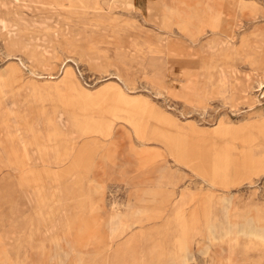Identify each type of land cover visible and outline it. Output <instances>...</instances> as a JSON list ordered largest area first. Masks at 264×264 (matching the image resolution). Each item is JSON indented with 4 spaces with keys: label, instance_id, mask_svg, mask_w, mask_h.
<instances>
[{
    "label": "rangeland",
    "instance_id": "obj_1",
    "mask_svg": "<svg viewBox=\"0 0 264 264\" xmlns=\"http://www.w3.org/2000/svg\"><path fill=\"white\" fill-rule=\"evenodd\" d=\"M67 263L264 264V0H0V264Z\"/></svg>",
    "mask_w": 264,
    "mask_h": 264
},
{
    "label": "bare ground",
    "instance_id": "obj_2",
    "mask_svg": "<svg viewBox=\"0 0 264 264\" xmlns=\"http://www.w3.org/2000/svg\"><path fill=\"white\" fill-rule=\"evenodd\" d=\"M157 2V1H156ZM117 4V3H116ZM181 4V3H180ZM180 6V5H179ZM127 7V6H126ZM169 7V6H168ZM94 13V12H93ZM188 14V13H187ZM191 15V14H190ZM170 17V16H169ZM172 17V16H171ZM176 18V17H175ZM177 20V19H176ZM186 20V19H185ZM172 21V20H171ZM174 22V21H173ZM176 22V21H175ZM193 23V22H192ZM195 23V22H194ZM191 31H192V29H191ZM186 33V32H185ZM261 33V32H260ZM186 35V34H185ZM18 37V36H17ZM5 43V42H4ZM165 43H167V42H165ZM168 44V43H167ZM174 45V44H173ZM167 46V45H166ZM170 50V49H169ZM172 52V51H171ZM189 82V81H188ZM191 83V82H190ZM182 85V84H181ZM192 86V85H191ZM125 88H126V86H125ZM195 89V88H194ZM202 92V91H201ZM184 97V96H183ZM128 100V99H127ZM123 105V104H122ZM124 107V106H123ZM38 122V121H37ZM41 129V128H40ZM28 136V135H27ZM28 137H30V135L28 136ZM42 138V137H41ZM54 145V144H53ZM57 151V150H56ZM63 187V186H62ZM68 189V188H67ZM70 189V188H69ZM60 190V189H59ZM72 190V189H71ZM85 190V189H84ZM220 195H222L221 193H220ZM62 196V195H61ZM75 197V196H74ZM232 198V197H231ZM60 199H61V197H60ZM64 202V201H63ZM72 204V203H71ZM77 207V206H76ZM79 218V217H78ZM80 219V218H79ZM84 225V224H83ZM107 226V225H106ZM63 227V226H62ZM108 230V229H107ZM233 232V231H232ZM188 233V232H187ZM194 233V232H193ZM239 233V232H238ZM239 238V237H238ZM189 241V240H188ZM69 244V243H68ZM80 244V243H79ZM72 246V245H71ZM76 247V246H75ZM112 247V246H111ZM231 248V247H230ZM233 249V248H232ZM68 250V249H67ZM71 250V249H70ZM69 250V251H70ZM234 250V249H233ZM75 251V250H74ZM230 252V251H229ZM238 253V252H237ZM56 255V254H55ZM165 255V254H164ZM74 256V255H73ZM99 257V256H98ZM191 258V257H190ZM67 259V258H66ZM146 259V258H145ZM61 260V259H60ZM234 260V259H233ZM137 261V260H136ZM146 261V260H145ZM179 263V262H178ZM68 264V263H67Z\"/></svg>",
    "mask_w": 264,
    "mask_h": 264
},
{
    "label": "crops",
    "instance_id": "obj_3",
    "mask_svg": "<svg viewBox=\"0 0 264 264\" xmlns=\"http://www.w3.org/2000/svg\"><path fill=\"white\" fill-rule=\"evenodd\" d=\"M90 180H91V178L90 177H88ZM87 178V179H88ZM177 180V179H176ZM71 181H73V180H71ZM85 184H87V183H85ZM172 184V186L173 185H176V183L174 184V183H171ZM94 186H96L95 184H94ZM94 186L93 187H88L87 188V190L86 191H88V195H93L94 193H97L95 190H94ZM76 192V190L74 191V193ZM179 193H180V189H179V191H178V196H180L179 195ZM168 199V198H167ZM169 201H170V199H169ZM176 202H178V201H176ZM133 218H135V216L133 217Z\"/></svg>",
    "mask_w": 264,
    "mask_h": 264
}]
</instances>
